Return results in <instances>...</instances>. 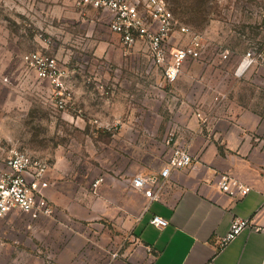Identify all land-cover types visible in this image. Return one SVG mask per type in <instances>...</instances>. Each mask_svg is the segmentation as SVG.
Returning <instances> with one entry per match:
<instances>
[{"label": "rangeland", "instance_id": "374dc122", "mask_svg": "<svg viewBox=\"0 0 264 264\" xmlns=\"http://www.w3.org/2000/svg\"><path fill=\"white\" fill-rule=\"evenodd\" d=\"M167 2L174 16L167 52L200 42V57L189 59L173 84L146 43L123 45L103 11L77 0H0V166L19 148L50 162V186L77 176L97 184L104 163L109 176L121 178L120 134L131 119L126 145H137L141 165L147 158L160 163L172 151L186 104L232 102L264 113V0ZM249 51L257 62L238 73ZM34 52L56 58L68 72L73 99L65 109L24 62ZM53 169L60 176L52 177ZM30 221L19 211L0 220V264H41Z\"/></svg>", "mask_w": 264, "mask_h": 264}, {"label": "crops", "instance_id": "0c3cea01", "mask_svg": "<svg viewBox=\"0 0 264 264\" xmlns=\"http://www.w3.org/2000/svg\"><path fill=\"white\" fill-rule=\"evenodd\" d=\"M201 104L180 108L172 144L189 147L194 167L174 171L157 201L148 202L131 181L160 171L172 151L160 163L147 158L140 165L137 145H126L133 119L122 124L121 178L108 175L110 163L101 165L97 184L79 176L56 180L53 169L47 194L54 215H28V228L41 241V264H264V113L232 102ZM223 174L245 183L249 193L236 199L221 191ZM154 216L168 225L159 229ZM236 217L252 225L220 247Z\"/></svg>", "mask_w": 264, "mask_h": 264}, {"label": "built area", "instance_id": "2783aa9c", "mask_svg": "<svg viewBox=\"0 0 264 264\" xmlns=\"http://www.w3.org/2000/svg\"><path fill=\"white\" fill-rule=\"evenodd\" d=\"M77 5L107 13L109 29L120 36L125 47H132L140 42L146 43L153 64L164 68L165 81L171 84L179 80L184 64L189 59L200 57L198 41H194L189 47L167 52L166 46L174 27V16L167 0H77ZM182 30L187 31L186 28H181V32ZM228 58L229 53L221 56L224 61ZM24 62L40 80L51 84L56 107L65 109L73 99L66 69L59 66L56 58L39 52L26 55ZM256 62V54L249 51L238 70L247 63L244 72ZM193 167L194 158L188 147L177 145L160 171L136 174L131 181L132 187L143 193L148 202L157 201L161 197L162 186L174 171ZM50 171L51 164L46 158L27 150L12 149L4 165L0 166V219L15 211L33 219L53 216L55 207L47 194L50 187ZM217 187L236 199L249 193V187L245 183L229 174L221 175ZM151 223L163 229L169 222L160 216H154ZM251 225L248 219L234 218L229 232L219 240V246L224 247Z\"/></svg>", "mask_w": 264, "mask_h": 264}, {"label": "bare ground", "instance_id": "6f19581e", "mask_svg": "<svg viewBox=\"0 0 264 264\" xmlns=\"http://www.w3.org/2000/svg\"><path fill=\"white\" fill-rule=\"evenodd\" d=\"M244 69H245V68H244ZM244 69H243V70H244ZM243 70H242L241 72L238 70V72H239V73H242V72H243Z\"/></svg>", "mask_w": 264, "mask_h": 264}]
</instances>
